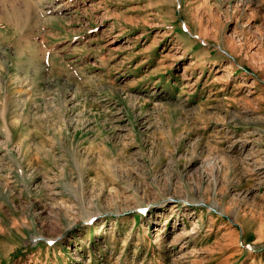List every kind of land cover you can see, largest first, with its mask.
Instances as JSON below:
<instances>
[{
  "label": "rangeland",
  "instance_id": "rangeland-1",
  "mask_svg": "<svg viewBox=\"0 0 264 264\" xmlns=\"http://www.w3.org/2000/svg\"><path fill=\"white\" fill-rule=\"evenodd\" d=\"M63 1L0 0V264H264V0Z\"/></svg>",
  "mask_w": 264,
  "mask_h": 264
},
{
  "label": "bare ground",
  "instance_id": "bare-ground-1",
  "mask_svg": "<svg viewBox=\"0 0 264 264\" xmlns=\"http://www.w3.org/2000/svg\"><path fill=\"white\" fill-rule=\"evenodd\" d=\"M27 0H25V2H24V10L26 11V12H28V9H29V7H30V4L29 3H27L26 2ZM67 1L68 0H64L63 2H61V3H59V4H57L55 7H53L51 10L49 9L48 11H49V13L51 12V13H53V12H62V11H64V9L66 8V7H64V5H67L66 3H67ZM35 7V6H34ZM41 7V6H40ZM46 8V7H45ZM49 8H50V6H49ZM42 11V10H41ZM84 11V10H83ZM43 13V12H42ZM85 14V13H84ZM38 15V14H37ZM44 15V14H43ZM42 15V16H43ZM53 16V15H52ZM41 17V16H40ZM39 17V18H40ZM54 17V16H53ZM45 20H48V18L47 19H45ZM35 24V23H34ZM180 56V55H179ZM55 69V68H54ZM56 77V76H55Z\"/></svg>",
  "mask_w": 264,
  "mask_h": 264
}]
</instances>
